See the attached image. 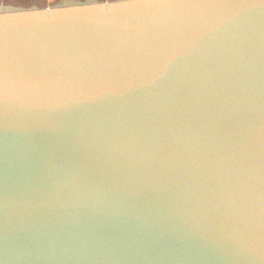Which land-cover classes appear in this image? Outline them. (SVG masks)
Here are the masks:
<instances>
[{
    "label": "water",
    "instance_id": "water-1",
    "mask_svg": "<svg viewBox=\"0 0 264 264\" xmlns=\"http://www.w3.org/2000/svg\"><path fill=\"white\" fill-rule=\"evenodd\" d=\"M0 5V264H264V0Z\"/></svg>",
    "mask_w": 264,
    "mask_h": 264
},
{
    "label": "snow or ice",
    "instance_id": "snow-or-ice-1",
    "mask_svg": "<svg viewBox=\"0 0 264 264\" xmlns=\"http://www.w3.org/2000/svg\"><path fill=\"white\" fill-rule=\"evenodd\" d=\"M81 2L85 6H91V7L100 8V9L113 7L112 4L101 3V2H99V0H81ZM143 2H145V0H126V5L127 6H135L136 4L143 3Z\"/></svg>",
    "mask_w": 264,
    "mask_h": 264
},
{
    "label": "crops",
    "instance_id": "crops-1",
    "mask_svg": "<svg viewBox=\"0 0 264 264\" xmlns=\"http://www.w3.org/2000/svg\"><path fill=\"white\" fill-rule=\"evenodd\" d=\"M57 0H0V5L2 4H17V5H49Z\"/></svg>",
    "mask_w": 264,
    "mask_h": 264
},
{
    "label": "rangeland",
    "instance_id": "rangeland-1",
    "mask_svg": "<svg viewBox=\"0 0 264 264\" xmlns=\"http://www.w3.org/2000/svg\"><path fill=\"white\" fill-rule=\"evenodd\" d=\"M57 1H59V0H57Z\"/></svg>",
    "mask_w": 264,
    "mask_h": 264
}]
</instances>
